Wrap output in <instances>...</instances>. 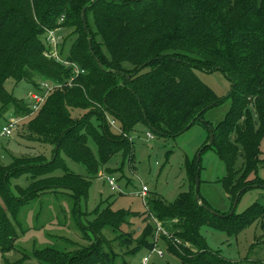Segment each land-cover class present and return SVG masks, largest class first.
Wrapping results in <instances>:
<instances>
[{
  "label": "trees",
  "instance_id": "1",
  "mask_svg": "<svg viewBox=\"0 0 264 264\" xmlns=\"http://www.w3.org/2000/svg\"><path fill=\"white\" fill-rule=\"evenodd\" d=\"M53 29L69 32L59 54L83 74L76 76L72 65L46 56V31ZM70 36L74 40L66 49ZM195 70L220 72L232 82L231 108L216 126L205 114L221 100ZM9 79L31 83L41 95L44 83L60 86L34 112L30 101L7 92L4 83ZM0 102L4 111L12 105L20 121L34 115L28 138L53 146L51 159L25 156L0 167L2 251L14 249L19 237L14 218L35 197L66 196L76 212L106 163L117 155L132 162L131 133L138 126L174 139L202 124L200 119L206 121L203 125L213 130L214 140L204 150L212 149L225 166L220 183L232 201L231 211L240 190L246 188L241 199L250 189H264L258 176L264 168V0H0ZM74 111L83 114L75 116ZM109 119L117 122L118 130ZM65 157L85 166L88 176L71 172ZM59 170L64 174L55 176ZM198 171L199 163L188 164L195 188ZM23 176L29 186L12 189L13 180ZM195 188L173 203L157 193L147 196L140 235L129 233L127 240H119L127 246L135 242L136 252L152 250L157 246L156 219L179 240L177 244L161 236L178 264H237L210 248L202 228L234 236L264 217V205L229 215L214 209L199 189L200 204ZM131 216L137 215L99 206L95 218L82 227L87 245L73 251L45 248L32 257L40 264H113V243L105 230L123 235ZM28 259L24 254L16 264Z\"/></svg>",
  "mask_w": 264,
  "mask_h": 264
},
{
  "label": "rangeland",
  "instance_id": "2",
  "mask_svg": "<svg viewBox=\"0 0 264 264\" xmlns=\"http://www.w3.org/2000/svg\"><path fill=\"white\" fill-rule=\"evenodd\" d=\"M68 33L62 31V37L67 38ZM68 40L66 49L71 46L74 38L70 36ZM194 72L211 89L213 95L221 100V104L205 114L206 121L216 126L225 119L231 108L232 100L229 95L233 90L232 82L220 72ZM4 88L14 98L26 101H30V95L37 91L33 84L14 79L7 80ZM73 113L75 116L83 114L81 111ZM33 116L21 119L12 136L0 135V167L9 166L14 159L25 156L44 155L51 159L53 146L28 138V125ZM11 117H18L13 106H8L4 111L0 102V134ZM93 121L98 125L95 118ZM209 133L202 123L194 125L174 139H165L153 134L146 127L138 126L131 133L134 160L130 162L129 159L124 160L121 155H117L106 163L98 177L93 179L88 199L81 200L76 212L73 211L74 201L63 195L37 196L28 205L22 206L14 218L19 237L14 249L2 251L0 248V264H16L24 254L30 256V259L23 264H40L32 257L36 250L53 248L73 251L77 246L87 245L88 241L83 239L82 227L95 218V211L99 206L101 210L110 207L113 211L126 210L137 215L127 218L130 224L122 227L123 235L109 228L105 230L106 236L113 243V264H141V260L147 255H151L149 264H178V260L167 254L162 241L158 242V246L165 252L163 257L151 254L145 248L136 252L138 247L135 242L127 246L124 241L129 238V233L139 236L145 227L141 215L146 211V204L140 196L143 186L148 188V196L157 193L170 203L175 202L180 194L194 191V176L189 180L187 166L197 163L202 149L209 144ZM90 146L98 156L95 144L90 142ZM260 151V158L263 159L264 141ZM65 162L71 172L88 176L87 169L82 164L66 157ZM199 171L200 195L214 209L229 212L232 201L220 183L226 175L225 166L212 149L202 152ZM63 174L61 170L54 173L55 176ZM258 176L264 179V168L258 169ZM109 179L114 181L116 187L109 184ZM16 184L26 188L30 183L23 176L13 180L12 189ZM256 203L264 205V189L254 188L245 192L235 214L244 213ZM202 233L211 249L221 251L225 257L237 264H264V217L234 236L210 227H203Z\"/></svg>",
  "mask_w": 264,
  "mask_h": 264
},
{
  "label": "built area",
  "instance_id": "3",
  "mask_svg": "<svg viewBox=\"0 0 264 264\" xmlns=\"http://www.w3.org/2000/svg\"><path fill=\"white\" fill-rule=\"evenodd\" d=\"M62 39H63V37L61 34V29H53V30H47L46 31V37H45V43H46V48H47L46 53H45L46 56L49 58H53V59L65 64L67 66L72 65L74 68V72H75L76 76H78L79 74H83L84 71L80 70V68L76 64L70 63L67 60H63L60 57L59 47L61 45ZM72 80L70 81V84H71ZM58 86H60V85H53V84H49V83H44V84H42V89L44 90L43 95L38 94V93H33L30 95V105H31L34 112L39 110V108L44 103L47 96L51 93V91H53V89L55 87H58ZM19 121H20L19 119L15 118V117H11L9 119V121L7 122V124L3 127L0 135L3 137L12 136L13 131L17 127ZM109 123L115 130H118V124L114 119H109ZM149 136H150V138H153L152 135L149 134ZM109 184L111 186L116 187L115 183L112 179H109ZM140 196L146 202V199L148 196V188L146 186L142 187V191L140 193ZM153 220H154L155 225H156L155 241H156L157 246H155L150 251H151V254H156L158 257H163L165 255V252L163 249H161L158 246V242L162 241L161 236H165L168 239L173 240V242L177 243V244L179 243V240L177 238H173V236L168 232V230H166V228L162 225V223H160L156 219H153ZM150 261H151V255H147V256L143 257V259L141 260V264H149Z\"/></svg>",
  "mask_w": 264,
  "mask_h": 264
},
{
  "label": "water",
  "instance_id": "4",
  "mask_svg": "<svg viewBox=\"0 0 264 264\" xmlns=\"http://www.w3.org/2000/svg\"><path fill=\"white\" fill-rule=\"evenodd\" d=\"M82 18H83V20L85 19V10H83V12H82ZM200 122H202L203 124L207 125L206 121H204V120H202V119H200ZM209 130H210V141H209V144H211V143L213 142V140H214V133H213V130H212V129H209ZM204 149H205V147L202 149L201 154H202V152L204 151ZM201 154H199V157H198V161H197V163L200 162ZM199 189H200V171L197 172V176H196V188H195V194H196V199L198 200V202H199L200 204H202V200H201L200 197H199ZM245 190H246V188H243V189L240 190V192L237 194V196H236V198H235V200H234V203H233V208H232V210H231V212H230L229 215H233V214H234V212H235V210H236V208H237V205H238V203H239L240 196L242 195V193H243ZM207 209H208L211 213H213V214H217V213L214 212L212 209H210V208H207ZM217 215L223 217V216L220 215V214H217Z\"/></svg>",
  "mask_w": 264,
  "mask_h": 264
}]
</instances>
